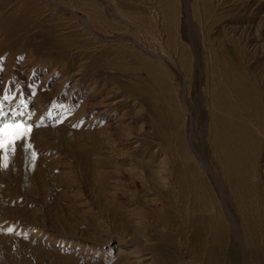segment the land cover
<instances>
[{
	"label": "rangeland",
	"instance_id": "obj_1",
	"mask_svg": "<svg viewBox=\"0 0 264 264\" xmlns=\"http://www.w3.org/2000/svg\"><path fill=\"white\" fill-rule=\"evenodd\" d=\"M213 69L264 114V0H0V264H264V121L213 122Z\"/></svg>",
	"mask_w": 264,
	"mask_h": 264
},
{
	"label": "bare ground",
	"instance_id": "obj_2",
	"mask_svg": "<svg viewBox=\"0 0 264 264\" xmlns=\"http://www.w3.org/2000/svg\"><path fill=\"white\" fill-rule=\"evenodd\" d=\"M166 26L169 30V36H168L169 43L171 42L174 45H177L178 43L175 39L176 28L175 25H173V17L168 16ZM180 54H181L180 60L182 62V65L185 67V65L188 64L190 58V54L188 52L187 47L182 45ZM154 75L157 78L158 82L161 84V86L164 89H166L167 92H170L171 86L170 83H168L166 75L163 74V71L155 70ZM225 76L227 83L222 82L216 70L213 69V77L211 84V99H210L212 102L211 106L213 107V112H212L214 115L213 122L216 121L215 123L219 125L221 129L224 130V132H227L228 128H232V133L236 138L239 139L242 148L246 149L248 147L249 149V144L253 140H255V137L253 135L258 131L256 130L257 129L256 126L253 125L251 120L245 114L248 113V115H251L253 119L258 120L259 122L264 121V114L261 108V103L257 99L255 90L251 87L249 83H247L245 78L241 76L239 73H236L234 69H230V70L225 69ZM243 110H245L247 113L243 112ZM260 132L261 131L259 130V134ZM262 134L263 133H261V135ZM218 135L219 134H217V136ZM255 142H253V144ZM124 252L125 250L123 249V247H118V253H124Z\"/></svg>",
	"mask_w": 264,
	"mask_h": 264
},
{
	"label": "snow or ice",
	"instance_id": "obj_3",
	"mask_svg": "<svg viewBox=\"0 0 264 264\" xmlns=\"http://www.w3.org/2000/svg\"><path fill=\"white\" fill-rule=\"evenodd\" d=\"M32 131V125L26 122L5 123L0 125V149H6L26 137ZM7 158H5L6 166Z\"/></svg>",
	"mask_w": 264,
	"mask_h": 264
}]
</instances>
